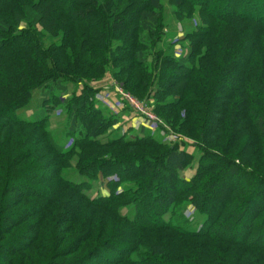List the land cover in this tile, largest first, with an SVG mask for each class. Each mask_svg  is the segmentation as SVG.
Instances as JSON below:
<instances>
[{
    "label": "trees",
    "instance_id": "obj_1",
    "mask_svg": "<svg viewBox=\"0 0 264 264\" xmlns=\"http://www.w3.org/2000/svg\"><path fill=\"white\" fill-rule=\"evenodd\" d=\"M171 2L199 21L179 57L163 0H0V264H264V0ZM107 74L195 151L109 133L120 118L90 85ZM190 206L197 230L176 224Z\"/></svg>",
    "mask_w": 264,
    "mask_h": 264
},
{
    "label": "rangeland",
    "instance_id": "obj_2",
    "mask_svg": "<svg viewBox=\"0 0 264 264\" xmlns=\"http://www.w3.org/2000/svg\"><path fill=\"white\" fill-rule=\"evenodd\" d=\"M171 1L172 0H163L164 20L162 23V29L160 31L161 33L165 32V34H167L163 43L164 48L168 49L167 44H175L174 54L176 57H179L181 56V54L184 53V46L187 45V42L183 43L182 41L189 25L187 24L188 21L180 23L173 17L174 7L172 6ZM190 22L192 24L189 27L194 28V26H197V23L199 21L197 17H194L191 19ZM90 85L94 89L98 90L96 96L98 105L104 107L113 116L120 118V122L118 123V125L111 128L109 133H114L118 130L124 133L126 130H128V128L132 127L133 131L130 132V136H134L138 132L140 127L143 126L148 130V132L152 136L161 139L162 142L170 146L185 142L189 145L188 149H194L193 140L185 137L179 131L174 130L171 125L167 124L159 116H157L154 111L156 108V102L153 97V94H151L150 98H140L134 93L129 92L128 88L125 87L124 83L120 82L111 74H107L104 78L99 79L97 81L90 82ZM139 107L146 111L148 115H150L152 118L146 117L145 114L139 113ZM21 112L24 113L29 119H36L40 116V112H42V109L38 106L37 95H34V97L31 98L27 102V104L23 106V109L20 111V113ZM50 114L51 117L49 130H52L54 132L58 131L61 132L62 135H64L67 129V116L61 114L60 109L52 110ZM72 143L73 139H69L68 144ZM193 151H195V149ZM194 172L195 169H188L183 172L182 175L186 178H191ZM68 174L69 177L72 176V178L76 181L81 180L80 177L76 175L74 171H70V173ZM110 180H105L101 175V182L93 183L95 184V186H93V189L89 191V195H91L92 197H98L99 195H108L111 191V189L109 188ZM165 186L168 185L165 184ZM227 192L228 191H222L220 193V203L227 196ZM208 203H214L211 197H209ZM129 211L130 208L123 209L124 213ZM177 212L178 215L176 218V224H179L180 226L188 230H197L200 228L203 217L198 216L195 213V207L190 206L186 208L183 212H181V209H178ZM228 236H230V233L228 234Z\"/></svg>",
    "mask_w": 264,
    "mask_h": 264
},
{
    "label": "built area",
    "instance_id": "obj_3",
    "mask_svg": "<svg viewBox=\"0 0 264 264\" xmlns=\"http://www.w3.org/2000/svg\"><path fill=\"white\" fill-rule=\"evenodd\" d=\"M138 111H139V113H142V114H145V116L146 117H151L150 115H148V113L146 112V111H144L142 108H138ZM153 116V115H152ZM152 118V117H151ZM148 119H150V118H148Z\"/></svg>",
    "mask_w": 264,
    "mask_h": 264
}]
</instances>
